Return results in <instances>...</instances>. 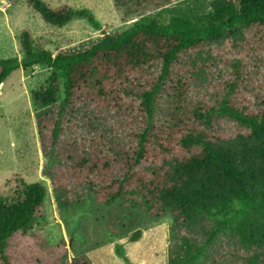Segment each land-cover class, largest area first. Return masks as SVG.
Listing matches in <instances>:
<instances>
[{"label": "trees", "instance_id": "obj_1", "mask_svg": "<svg viewBox=\"0 0 264 264\" xmlns=\"http://www.w3.org/2000/svg\"><path fill=\"white\" fill-rule=\"evenodd\" d=\"M115 2L137 14L150 5L164 8L170 0ZM29 5L55 28L86 19L102 30L87 12H54L41 0ZM197 19L182 15L166 25L138 22L106 33L82 53L55 56L37 50L25 31L24 58L0 60V89L22 68L50 69L48 85L35 94V107L43 111L40 134L44 150L51 152L45 174L58 203H64L62 195L71 197L91 183L104 206L127 196L136 204L144 201L153 217L169 211L183 225L208 221L203 242L184 250V261L172 254L170 264H201L218 256L223 237L237 251L260 259L264 94L247 65L256 50L236 60L223 52V62L208 67L217 79L207 95L195 75L203 67L198 54L210 46L238 42V35L245 40L252 31L264 39V0H219L212 14ZM163 106L168 114L160 118ZM48 195L43 184L23 182L10 202L0 199L3 260L10 241L41 215ZM141 237L138 233L131 242ZM117 255L131 264L123 246H117ZM69 264L94 263L78 258Z\"/></svg>", "mask_w": 264, "mask_h": 264}, {"label": "rangeland", "instance_id": "obj_2", "mask_svg": "<svg viewBox=\"0 0 264 264\" xmlns=\"http://www.w3.org/2000/svg\"><path fill=\"white\" fill-rule=\"evenodd\" d=\"M217 1L170 0L164 8L150 5L132 14L131 8L117 6L115 0H41L54 12H87L102 27L98 31L86 19L55 28L30 7L29 0H0V60L24 58L21 37L25 31L31 33L37 50L54 56L82 53L106 33L123 32L138 22L166 25L182 15L206 19ZM237 41L215 44L198 54L203 67L195 76L203 95L212 91L211 85L217 79L208 67L223 62V52L236 60L248 58L252 50L256 55L248 61L253 64L247 65L264 94V39L252 31L245 40L238 35ZM49 81L50 69L45 65L22 68L0 89V199L10 202L23 182L43 184L49 190L41 215L27 232L10 241L6 260L0 254V264H69L78 258H88L94 264H128L117 255V246L125 248L131 264H170L172 254L184 261L187 256L183 251L203 242V234L210 227L208 221L183 225L169 211L162 218L153 217L144 201L136 204L127 196L104 206L92 192L91 183L71 197L62 195L64 203H58L52 179L45 174L51 166V152L44 150L40 134L39 116L43 111L35 107V94ZM167 114L168 110L161 107L160 118ZM138 233L141 239L131 242ZM222 241L216 249L218 256L204 259L201 264H264L263 255L255 259L251 256L254 252L245 254L237 251L228 238Z\"/></svg>", "mask_w": 264, "mask_h": 264}, {"label": "water", "instance_id": "obj_3", "mask_svg": "<svg viewBox=\"0 0 264 264\" xmlns=\"http://www.w3.org/2000/svg\"><path fill=\"white\" fill-rule=\"evenodd\" d=\"M2 88V87H1Z\"/></svg>", "mask_w": 264, "mask_h": 264}]
</instances>
